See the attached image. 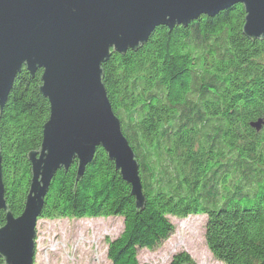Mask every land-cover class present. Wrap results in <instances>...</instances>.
Returning <instances> with one entry per match:
<instances>
[{
  "label": "trees",
  "instance_id": "1",
  "mask_svg": "<svg viewBox=\"0 0 264 264\" xmlns=\"http://www.w3.org/2000/svg\"><path fill=\"white\" fill-rule=\"evenodd\" d=\"M244 17L236 3L186 26H158L143 44L112 51L101 64L102 82L135 153L143 205L98 146L79 179L76 158L54 174L38 219L120 216L107 259L139 264L140 249L174 231L171 216L204 214L216 259L264 264V38L243 33ZM42 72L22 66L0 109L4 198L14 217L31 182L28 153L39 150L50 112L39 90ZM189 263L185 253L169 262Z\"/></svg>",
  "mask_w": 264,
  "mask_h": 264
},
{
  "label": "water",
  "instance_id": "2",
  "mask_svg": "<svg viewBox=\"0 0 264 264\" xmlns=\"http://www.w3.org/2000/svg\"><path fill=\"white\" fill-rule=\"evenodd\" d=\"M236 3L245 11L243 33L264 38V0H0V109L22 66L31 74L43 69L39 90L50 106L41 146L28 153L32 177L17 217L7 210L0 154L4 264H33L36 223L52 177L76 158L79 179L98 146L130 183L136 206L143 205L137 159L107 97L101 64L112 51L143 44L158 26H186Z\"/></svg>",
  "mask_w": 264,
  "mask_h": 264
},
{
  "label": "rangeland",
  "instance_id": "3",
  "mask_svg": "<svg viewBox=\"0 0 264 264\" xmlns=\"http://www.w3.org/2000/svg\"><path fill=\"white\" fill-rule=\"evenodd\" d=\"M174 231L152 249H140L139 264H169L177 253L190 257L189 264H225L207 247L204 214L170 217ZM123 228L122 217L39 218L36 223L33 264H110L107 241Z\"/></svg>",
  "mask_w": 264,
  "mask_h": 264
}]
</instances>
